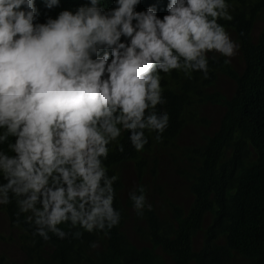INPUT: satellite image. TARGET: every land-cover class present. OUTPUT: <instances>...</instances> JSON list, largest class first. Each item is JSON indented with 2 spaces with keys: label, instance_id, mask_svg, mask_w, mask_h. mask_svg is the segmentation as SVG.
I'll return each mask as SVG.
<instances>
[{
  "label": "clouds",
  "instance_id": "obj_1",
  "mask_svg": "<svg viewBox=\"0 0 264 264\" xmlns=\"http://www.w3.org/2000/svg\"><path fill=\"white\" fill-rule=\"evenodd\" d=\"M0 0V205L15 202L33 235L75 237L118 225L105 161L136 151L169 123L161 72L208 75L206 53L232 57L239 47L218 20L229 0ZM130 193L138 215L145 190ZM18 223V221H17ZM78 226V227H77ZM95 247V243L91 245Z\"/></svg>",
  "mask_w": 264,
  "mask_h": 264
},
{
  "label": "trees",
  "instance_id": "obj_2",
  "mask_svg": "<svg viewBox=\"0 0 264 264\" xmlns=\"http://www.w3.org/2000/svg\"><path fill=\"white\" fill-rule=\"evenodd\" d=\"M229 4L233 18L218 23L238 43L240 66L210 51L207 77L161 72L163 103L155 110L169 115L161 140L145 129L138 152L124 130L123 151L111 146L105 165L117 176L120 223L107 234L79 229V237L61 224L67 235L45 240L33 235L26 214L16 216L14 201L0 205L7 225L0 242L20 253L0 249V264H264V0ZM222 77L234 82L228 94ZM141 186L152 207L138 215L130 193Z\"/></svg>",
  "mask_w": 264,
  "mask_h": 264
},
{
  "label": "rangeland",
  "instance_id": "obj_3",
  "mask_svg": "<svg viewBox=\"0 0 264 264\" xmlns=\"http://www.w3.org/2000/svg\"><path fill=\"white\" fill-rule=\"evenodd\" d=\"M233 60V62L235 63V65H237V67H239V58H238V52L232 56L231 58ZM219 85H220V89L224 92V93H230L233 88H234V82L230 79H227L225 77H222L220 78V82H219ZM7 229V225H6V222H5V218H4V215L0 212V232H3L4 230ZM1 243V242H0ZM6 249L8 250V254L13 257V258H18L20 259V253L18 251V249L16 247H14L13 245L11 244H5V243H1L0 244V249Z\"/></svg>",
  "mask_w": 264,
  "mask_h": 264
}]
</instances>
